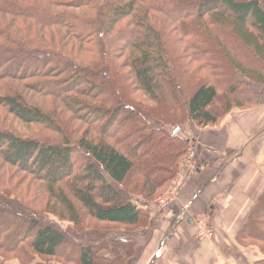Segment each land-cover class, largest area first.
<instances>
[{
    "label": "trees",
    "instance_id": "16d2710c",
    "mask_svg": "<svg viewBox=\"0 0 264 264\" xmlns=\"http://www.w3.org/2000/svg\"><path fill=\"white\" fill-rule=\"evenodd\" d=\"M235 72L264 84V0H0V264H123L151 219L130 195L170 189L187 120L259 101ZM235 239L264 264V188Z\"/></svg>",
    "mask_w": 264,
    "mask_h": 264
},
{
    "label": "rangeland",
    "instance_id": "374dc122",
    "mask_svg": "<svg viewBox=\"0 0 264 264\" xmlns=\"http://www.w3.org/2000/svg\"><path fill=\"white\" fill-rule=\"evenodd\" d=\"M232 81L235 84H242L245 82L250 87H247V89H255L259 94V101L257 104H246L239 107L232 105L231 110L222 113L223 105L220 104L222 103L220 101L215 104L216 109L221 110V113L217 116V123L198 128L192 125L191 129H193L194 132H192L191 129L189 131V120H187L184 135L189 141L187 145L189 152L179 163L174 183L170 189L164 194L162 193V190H158L154 196L150 197L153 201H146L138 195H130V200L134 204L148 212H176L178 210L177 200L180 193L183 191L180 195L181 198L187 197V185L195 180L200 169L208 166L207 168H210L209 171H211L209 176H213L212 179L214 180H217L222 173L220 182L224 185L223 188V185L221 184L222 189L225 190L224 194L219 198L220 200H218L216 205H214L213 200L207 201V199H205V201L201 202L203 203L200 206L202 211L195 214V218H193L194 228L192 227L191 230L186 231L189 227L187 225L188 227L182 228L181 232L176 235L178 241L175 244L179 247L175 245L169 247L166 245L163 248L166 249L161 252V255H159L163 258L161 264H165L172 255H179L177 256V261L183 262H186V260L191 261L192 257L198 256V261L203 262L204 259V262L211 261L210 264L214 261V256H212L211 253L233 255L234 259L236 257L238 260L241 259L242 255H244L245 258H249L250 254L253 256H260L255 247H240L238 243H236L235 236L242 225L243 218L250 210L255 198L264 188V84L256 86V83L236 72L233 75ZM5 124H7L6 117ZM7 126H11V130L24 136L37 135L39 131V128L37 129L38 126L24 124L15 118H12ZM176 128L179 129V127ZM176 128H174V130ZM178 129L175 133L178 132ZM200 140L204 141L201 142L202 146H200ZM254 142H258V146H254ZM246 146L252 148L250 149L251 152L246 151L248 149ZM220 150H222L221 153ZM253 152L256 157L253 155ZM217 153L220 154L217 155ZM215 157L216 160L214 161L217 162L216 164L211 165L209 161H212ZM248 162H250L251 167L248 168L249 171L244 169L245 172L247 171V174L245 175L246 178H242L241 175L244 172L243 166ZM254 162H256V165H254L255 167H252ZM227 182L229 183L225 184ZM24 187H26V185ZM199 200L202 201V197H200ZM143 203L147 204L148 207H142ZM195 204H197V200ZM211 205L214 206L213 210L215 213L213 215H209V209H212ZM49 219L51 221H56L52 215H49ZM57 223L63 227H69V223ZM116 227L123 228L126 226L116 225ZM117 230L124 231V229ZM146 232H148V234H145V239H149L151 236L150 232ZM115 233H117V231ZM229 239L232 244L238 245L240 249L232 246L229 243ZM147 241L148 240H145L141 250L133 249L132 256H129L127 259L125 258L123 264H138L139 259L144 261L150 251ZM86 242L90 241L87 240ZM187 242L201 244L209 243L211 244L210 251H206L203 246H199V250L198 247H196L194 250L190 249L189 251L186 247ZM234 249L239 250L238 253ZM112 250L110 247H106V245L96 249L102 264L106 262V257L111 258L113 256ZM119 252L123 254V250ZM191 253H195V255L190 257ZM209 255H211V259ZM243 261L244 260L241 259L239 264L252 263L251 260L245 263H243ZM35 263L43 262L38 258L31 256L29 264ZM236 263H238V261H236ZM4 264L22 263L12 256L9 257L8 260H5ZM50 264L57 263L51 262Z\"/></svg>",
    "mask_w": 264,
    "mask_h": 264
},
{
    "label": "crops",
    "instance_id": "0c3cea01",
    "mask_svg": "<svg viewBox=\"0 0 264 264\" xmlns=\"http://www.w3.org/2000/svg\"><path fill=\"white\" fill-rule=\"evenodd\" d=\"M201 142H204V141L200 140V143ZM258 144H259L258 142H254V146H258ZM200 146H202V143ZM246 147L248 148L246 151H250V149H252L249 146H246ZM221 151L222 150H220V153ZM220 153H217V155H219ZM253 155L256 157L254 152H253ZM214 160H216V157L212 161H209V163L211 165L216 164L217 161H214ZM254 165H256V162H254L252 167H255ZM250 167H251L250 162H248L246 165L243 166L244 172L241 175L242 178H246L245 175L247 174V171H249L248 168ZM209 169L210 168H208L207 170H204L201 175L197 174V177L195 178V180L192 181L189 185H187V190H186L187 197L181 198L180 195L183 191L180 193L179 198L177 200L178 210L176 212L164 211L162 213H157L156 211H149L150 218H151L149 225L145 228H140L134 234V241L137 244L136 249L141 250L145 240H148L147 242H148L149 249H150L149 251L150 255L148 253V256L146 257L144 261L139 259L138 264H161L163 258H161L159 255H161V252L166 249V248L165 249L163 248L166 245L169 247L171 245L177 246V244H175L178 241V237L176 235L181 232L182 228H186L189 226L186 231L191 230L192 227L194 228L193 218H195V214H198L199 212L202 211V208L200 206L203 203L201 202L205 201V199H207V201L213 200L214 205H216L218 200H220L219 198H221L225 190V189H222L221 186L223 184L220 182L222 173L219 175L217 180L216 179L214 180L212 179L213 176L212 177L209 176L211 174V171H209ZM244 169H247V171L245 172ZM228 183L229 182L225 184H228ZM223 188H224V185H223ZM200 197H202L203 199L202 201L199 200ZM196 200H197V204H195ZM142 207L147 208L148 205L143 203ZM211 207L212 209H209V215H213L215 213V211L213 210L214 206L211 205ZM146 231L150 232L151 236L149 239H145L146 238L145 234H148V232ZM229 243L232 246L236 247L237 249H240L238 245L232 244L230 242V239H229ZM210 245L211 244L209 243L201 244V243L187 242L186 247H187V250L190 251V249L194 250L196 247H198V250H199V246H203V248L206 251H210ZM234 250L237 253L239 251L236 249ZM211 254L212 256H214V259L212 258L214 261H212L211 264H216V263L217 264H239L241 259L244 260L243 263H245L250 260L252 261L253 258H259V256H256V255L253 256L252 254H250L249 258H245L244 255H242L241 259L238 260L236 257L234 259L233 255H225V253L223 255H219L217 253L216 254L211 253ZM187 255H188V251H187ZM194 255L195 253H191L190 257ZM177 256L179 255H172L165 264H207V263L210 264L211 262V261L204 262V259H203V262H200L197 260L198 256L192 257L191 261H187L186 259H185L186 262L177 261ZM209 257L211 259V255H209ZM236 261H238V263H236Z\"/></svg>",
    "mask_w": 264,
    "mask_h": 264
},
{
    "label": "water",
    "instance_id": "95a60500",
    "mask_svg": "<svg viewBox=\"0 0 264 264\" xmlns=\"http://www.w3.org/2000/svg\"><path fill=\"white\" fill-rule=\"evenodd\" d=\"M177 129H178V128H176V129L174 130L173 134L177 131Z\"/></svg>",
    "mask_w": 264,
    "mask_h": 264
},
{
    "label": "built area",
    "instance_id": "2783aa9c",
    "mask_svg": "<svg viewBox=\"0 0 264 264\" xmlns=\"http://www.w3.org/2000/svg\"><path fill=\"white\" fill-rule=\"evenodd\" d=\"M167 201V200H166Z\"/></svg>",
    "mask_w": 264,
    "mask_h": 264
}]
</instances>
